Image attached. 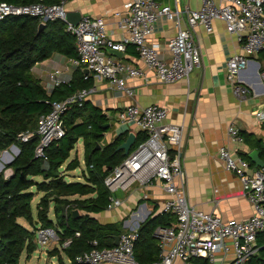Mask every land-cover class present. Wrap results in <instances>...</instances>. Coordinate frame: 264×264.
Wrapping results in <instances>:
<instances>
[{
	"label": "built area",
	"instance_id": "obj_1",
	"mask_svg": "<svg viewBox=\"0 0 264 264\" xmlns=\"http://www.w3.org/2000/svg\"><path fill=\"white\" fill-rule=\"evenodd\" d=\"M69 1L28 6H12L0 2V22L8 16L36 17L43 24L60 20L65 25V32L74 37L76 49V56L66 59L67 67L87 69L94 78L105 81L116 92L131 96L126 81L143 78L144 71L153 73L162 84L187 80L189 73L200 62L191 29L200 24L209 31L211 22L220 20L225 24L226 31L235 35L241 50V53L227 60V78L236 96L244 97L248 93L239 83V74L248 70L249 65L254 63L252 58L264 50V0H220L217 4L213 0H200L197 10L183 12L155 0H130L125 4L123 14H112L115 26L123 34V39L117 42L106 35L101 18L81 16L75 26L65 22L64 5ZM159 17L171 21L175 28V35L166 43L170 54L167 62L159 58L156 46L148 42L153 23ZM127 45L133 47L140 67L114 61L103 53L106 49L123 52ZM255 64L256 73L264 84V66L259 62ZM68 81L62 79L58 69H44L43 87L46 92ZM88 93V90L81 89L61 101L49 102V111L37 118L35 130L20 133L16 139L26 142L36 136L38 141L33 155L44 160L43 149L63 136L61 116L70 105H80ZM255 116L264 121V112H257ZM165 117L166 109L156 105H127L116 114L119 123L133 124L138 132L144 133L145 139L103 178V186L108 192L106 209L120 204V200L113 196L115 192L125 193L133 186L142 187L159 182L165 194L161 211L172 215L174 224L154 230L152 235L156 239L158 256L148 264H190L191 258H202L207 264H214L217 254H220L223 261L232 254L231 261L226 264H249L257 252V235L264 233V166L252 170L248 161L239 156L237 151L227 147L219 148L217 157L225 170L238 178L253 213L245 220L223 222L213 213L193 210L187 205L183 190L177 184L183 178L179 152L181 129L165 123ZM227 137L231 144L243 141L238 130L232 126L227 129ZM8 149L16 152L13 145ZM8 149L0 151V156L7 154ZM2 168L0 166V170ZM5 170L2 169L3 177L8 178L10 173L4 175ZM34 237L39 247L57 241L53 229L39 225L36 226ZM117 238L116 246L110 248L98 249L97 243L92 241L91 249L76 256L74 261L78 264H137L133 258L136 231L123 232ZM68 243L65 241L62 247Z\"/></svg>",
	"mask_w": 264,
	"mask_h": 264
},
{
	"label": "trees",
	"instance_id": "obj_2",
	"mask_svg": "<svg viewBox=\"0 0 264 264\" xmlns=\"http://www.w3.org/2000/svg\"><path fill=\"white\" fill-rule=\"evenodd\" d=\"M59 1L0 0L12 6L53 5ZM39 23L38 18L30 16H8L0 22V151L11 145L18 149L17 155L4 166L11 170V175L4 178L0 173V264H18L22 254L29 257L34 253L37 246L34 231L38 225L53 229L56 234L57 247L46 251V255L54 257L57 264H64L61 256L68 264H78L74 258L89 251L92 241L97 243L98 249L110 248L113 237L121 234L120 224H100L91 217L106 208L108 192L103 178L124 158L115 148L125 137L101 144L107 131L103 127L107 119L98 108L84 101L70 105L61 116L63 136L43 149L44 160L33 155L36 136L26 142L16 139L20 133L35 130L37 118L48 113L49 102L61 101L81 89L87 90L90 85L78 68L73 69L67 83L53 87L50 92L33 79L32 68L51 56L65 59L76 56L74 37L65 32L63 22L47 21L37 33ZM258 56L264 66V50ZM241 135L247 141V136ZM144 139V133L137 132L130 150ZM78 140L82 146L83 182H67L65 172L78 167L75 156L68 160ZM256 147L261 150L260 158L264 162L263 143L257 140ZM241 155L252 167L247 155ZM38 193L41 195L35 204V218H32L30 203ZM50 209L53 221L47 217ZM18 219L32 231L20 225ZM172 224L174 218L167 213L147 217L139 224L133 243V258L137 264L157 259L158 248L152 234L156 228ZM65 241L69 243L62 247ZM256 246L257 252L249 264H264V233L257 235ZM190 264L207 262L191 258Z\"/></svg>",
	"mask_w": 264,
	"mask_h": 264
},
{
	"label": "crops",
	"instance_id": "obj_3",
	"mask_svg": "<svg viewBox=\"0 0 264 264\" xmlns=\"http://www.w3.org/2000/svg\"><path fill=\"white\" fill-rule=\"evenodd\" d=\"M129 1L71 0L64 5V10L78 13L79 17L101 18L106 35L117 42L123 39V34L115 26L112 14H123L124 6ZM155 1L179 12L197 10L200 5V0ZM213 2L217 4L220 0ZM181 23L183 27V16ZM191 33L200 62L189 73L187 80L162 84L153 73L144 71L143 78L126 81V87L132 92L131 96H127L116 92L105 81L94 78L90 73L83 74V68H80L81 75L90 82L87 89L89 93L84 102L98 108L107 119L106 126H103L107 131L103 134L101 144H108L119 136L126 138L127 134H132L135 141L138 131L133 124L119 123L116 120V114L123 107L132 104L139 107H164V122L181 129L179 152L183 178L177 184L183 190L187 205L202 213H213L223 222L245 220L253 213L252 205L243 195L238 178L225 170L222 161L217 157V150L221 147L234 149L241 157V154L248 157L249 153L255 151L261 160V150L256 147V141L259 140L264 145V121L255 116L257 112H264V84L256 73L255 64L260 63V59L258 55L253 57L254 63L239 74V83L248 93L244 97H238L233 93V85L226 73L227 60L234 54L241 53L235 35L228 33L225 24L220 20L212 21L209 31L196 24ZM174 35L175 28L171 21L162 17L155 20L148 42L156 46L162 61L167 62L170 58L166 43ZM103 53L114 61L140 67L130 45L115 55H111L107 49ZM52 68L58 69L65 80H69L73 73V69L67 67L65 58L53 55L35 65L31 75L43 85L44 69ZM231 126L240 135L245 134L247 141L241 135L243 141L240 144H231L227 137V129ZM81 164L83 169L79 168V163L76 168L80 175L84 170L83 158ZM256 168L259 167L254 164L251 167L252 170ZM9 173L11 175L10 169L4 171V175ZM67 179L65 177L67 182H73ZM164 198L165 194L159 182L142 187L133 186L117 197L120 200L117 207L105 208L103 212L91 217L100 224H120L121 233L134 231L147 217L163 213L161 207ZM231 259L232 254L224 261L217 254L214 264H226Z\"/></svg>",
	"mask_w": 264,
	"mask_h": 264
},
{
	"label": "rangeland",
	"instance_id": "obj_4",
	"mask_svg": "<svg viewBox=\"0 0 264 264\" xmlns=\"http://www.w3.org/2000/svg\"><path fill=\"white\" fill-rule=\"evenodd\" d=\"M103 144L104 143H102V145ZM17 151H18L17 148H16V152L8 149L6 152L7 154H4L2 157L0 156L1 157L0 158V166H3V168H4L6 163L14 158ZM7 156H9L10 158L8 159ZM74 156L78 160L79 168L81 167L83 169V166L81 164V162H82L81 140H78L77 143L74 145V149L70 152L68 160L72 159ZM2 169L0 170V173L1 172L3 173ZM64 176L67 177L68 178L67 180H69V181L83 182V179L80 175L79 169H74L73 171H69V172L65 173ZM37 180H39V179H37ZM121 193L122 192H115L113 194V196L117 198L120 196ZM40 195H41L40 193L35 194L33 199H32V202L30 203V210H31L32 218H35V212H36L35 204L37 203ZM47 217L52 221L54 220L51 209L49 210ZM17 222L20 225L24 226L29 231H32V228L29 227L28 225H26V223L22 219H18ZM34 241H35V237H34ZM55 247H57L56 241L49 242L42 247L36 246L34 253L32 255H30L29 257H26L24 254H22L19 258L18 264H57L54 257L50 258L48 255H46V251L51 252ZM61 258L63 259L64 264H68L67 261L62 256H61Z\"/></svg>",
	"mask_w": 264,
	"mask_h": 264
},
{
	"label": "water",
	"instance_id": "obj_5",
	"mask_svg": "<svg viewBox=\"0 0 264 264\" xmlns=\"http://www.w3.org/2000/svg\"><path fill=\"white\" fill-rule=\"evenodd\" d=\"M79 18L80 17H79L78 13L65 12V14H64L65 22H67V23H69V24H71L73 26L76 25V23L79 20ZM43 26H44V24L41 23V22L37 25V33L43 28ZM110 53H111V55H115L116 52L115 51H110ZM82 72H83V74H87L88 70L83 68ZM61 128L64 129L62 123H61ZM133 144H134V136L132 134H127V136L124 139V141L121 142L115 148V151L116 152H121L122 156L125 157L127 155V153L130 151V149L133 146ZM96 148H98V146ZM17 153H16V155H17ZM248 158L252 161V163L255 165V167L262 168L264 166V162L259 160L257 152L253 151V152L249 153ZM73 214L76 215V212L73 211ZM117 239H118L117 236L113 237L112 246H116Z\"/></svg>",
	"mask_w": 264,
	"mask_h": 264
},
{
	"label": "bare ground",
	"instance_id": "obj_6",
	"mask_svg": "<svg viewBox=\"0 0 264 264\" xmlns=\"http://www.w3.org/2000/svg\"><path fill=\"white\" fill-rule=\"evenodd\" d=\"M110 51V50H109ZM116 52V51H115ZM15 147V146H14Z\"/></svg>",
	"mask_w": 264,
	"mask_h": 264
}]
</instances>
